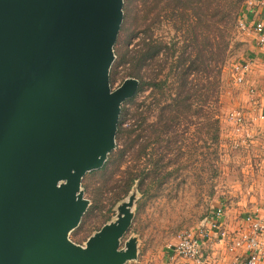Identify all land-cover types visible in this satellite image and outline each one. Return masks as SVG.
Wrapping results in <instances>:
<instances>
[{
    "label": "rangeland",
    "instance_id": "374dc122",
    "mask_svg": "<svg viewBox=\"0 0 264 264\" xmlns=\"http://www.w3.org/2000/svg\"><path fill=\"white\" fill-rule=\"evenodd\" d=\"M247 1L124 0L111 86L130 77L144 56L139 74L162 82V88L153 93L151 85L139 86L123 102L118 128H127L134 142L125 144L117 132L104 165L84 175L81 188L89 204L69 234L72 241L85 245L116 221L120 204L133 197L132 223L120 246L136 238L137 257L125 264H183L170 256L181 232L206 223L222 204L233 219L264 202V119L256 107H247L254 101L247 74L238 82L235 68L252 53V29L240 24ZM211 50L224 61L206 72L216 63ZM196 53L199 71L188 74L187 85L198 83L201 90L191 99L192 108L170 111L179 58H186V68ZM212 76L218 101L206 102Z\"/></svg>",
    "mask_w": 264,
    "mask_h": 264
},
{
    "label": "water",
    "instance_id": "95a60500",
    "mask_svg": "<svg viewBox=\"0 0 264 264\" xmlns=\"http://www.w3.org/2000/svg\"><path fill=\"white\" fill-rule=\"evenodd\" d=\"M124 0H0V264H125L134 198L85 245L69 234L89 200L84 175L116 147L122 104L110 70Z\"/></svg>",
    "mask_w": 264,
    "mask_h": 264
},
{
    "label": "built area",
    "instance_id": "2783aa9c",
    "mask_svg": "<svg viewBox=\"0 0 264 264\" xmlns=\"http://www.w3.org/2000/svg\"><path fill=\"white\" fill-rule=\"evenodd\" d=\"M247 5L253 8H264V0H248ZM241 27L248 25L256 34L257 43L264 47V21L257 20L253 23L243 18L240 21ZM252 62L243 60L235 68L237 70V81L243 82L246 74L251 70ZM264 91V82L262 85ZM258 89L250 87L253 98L257 95ZM259 117L264 119V100L260 102ZM236 117V116H235ZM225 205L222 204L214 209L206 223L181 232L177 242L170 248L171 259L180 261L183 264H221L210 259L206 250H211L214 242L221 243L231 252L240 249L246 250L247 255L237 258L236 264H263L264 261V206L247 214L244 218L245 225L240 227L236 233L230 232L222 224V217L225 214ZM215 233V234H214Z\"/></svg>",
    "mask_w": 264,
    "mask_h": 264
},
{
    "label": "crops",
    "instance_id": "0c3cea01",
    "mask_svg": "<svg viewBox=\"0 0 264 264\" xmlns=\"http://www.w3.org/2000/svg\"><path fill=\"white\" fill-rule=\"evenodd\" d=\"M244 18H246V20H248L251 23L257 20L264 21V8H253L247 6L245 7ZM251 34L253 39L252 53L250 54V56H248L247 59L252 62V66L250 72L247 74V85L249 87H256L258 89V92L254 98V101H252L250 105H248L247 103L245 104H247L248 108H250L251 105L256 107L258 112H260L261 107H259L258 104L264 100V91L262 90V85L264 82V47L258 45L256 34L253 31H251ZM263 206H264V202L260 206H258L259 208L251 210L250 212H253L258 209H262ZM250 212L244 213L243 215H237L233 219L232 218L228 219L227 212L225 210V214L222 217V224L230 232L237 234V232L239 231L238 229L245 225L244 218ZM219 245L222 246L223 244L214 242L213 246L211 247L213 249L206 251L210 259L216 260L221 264H236L237 258L239 257L243 258L248 254L247 251L243 249H240L235 252H231L227 249L226 250L222 249L223 247L219 248Z\"/></svg>",
    "mask_w": 264,
    "mask_h": 264
},
{
    "label": "trees",
    "instance_id": "16d2710c",
    "mask_svg": "<svg viewBox=\"0 0 264 264\" xmlns=\"http://www.w3.org/2000/svg\"><path fill=\"white\" fill-rule=\"evenodd\" d=\"M212 52V50H211ZM220 52H223L224 53V48L220 51ZM219 54L217 53H213L212 52V60H214V57H217L216 58V63L213 64V62L211 63V65H208L207 68H206V72H211V70L213 69H216V66L218 63L224 61V58H222V55L221 56H218ZM200 58V55L199 53H196L195 55V59H193L191 61V63L189 64L188 67L184 68L183 67V62L186 60V58L182 59V56L179 58V61H178V66L180 67L176 74L179 76V83H178V89L176 90V94L174 95L173 97V101H172V104H169L170 106V111H174L175 112H179L180 109L182 108H192L193 107V104L190 102L191 99L194 97V96H197L198 95V91H200L201 89V86L198 84V83H195L193 85H187L188 84V80H187V76L188 74L190 73H196L199 71V66H200V63L198 60ZM145 60V57L142 56L140 57V65L138 67V69L134 70L132 73H131V76L130 77H135L137 79H139L140 81V87L143 88V86L145 84H148V85H151L153 87V90L152 92L154 93L157 88H162V82H156V81H145L144 79H142V76L141 74H139V70H140V67L142 66L143 62ZM218 70V69H217ZM217 88H218V84H217V81H216V77L215 76H212V80H209V83L208 85H206V93L203 97V99H205V101H218V96L216 98V95H217ZM172 95V94H171ZM173 96V95H172ZM156 97H157V94H156ZM143 103V102H142ZM142 103H139L137 105V108H139L140 106H142ZM169 112V111H168ZM171 113V112H169ZM136 130V129H134ZM119 131H120V140L122 142H124L125 144H132L134 142L133 139H131V136H130V132L127 128H121V125H120V128H118V134L119 135ZM116 135V137H117ZM138 138H135V141L137 140ZM137 142V141H136ZM136 180V178L132 177L131 180H130V185Z\"/></svg>",
    "mask_w": 264,
    "mask_h": 264
}]
</instances>
